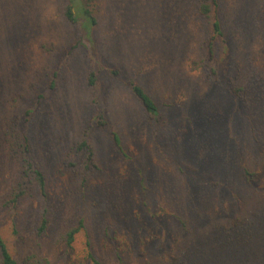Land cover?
<instances>
[{"label": "rangeland", "instance_id": "1", "mask_svg": "<svg viewBox=\"0 0 264 264\" xmlns=\"http://www.w3.org/2000/svg\"><path fill=\"white\" fill-rule=\"evenodd\" d=\"M203 2L94 0L96 24L87 37L79 23L65 21L66 0H0V239L15 264L30 255L48 264H90L89 251L100 264L164 262L223 215L219 194L205 191L207 181L229 183L232 211L264 203V0H218L227 45L223 60L214 61L217 76L202 65L209 31L197 10ZM129 78L157 102L158 128L125 87ZM231 83L239 97L229 92ZM27 109L45 190L29 185L13 205L20 168L9 147L14 122ZM102 109L120 131L127 159L96 126ZM86 130L99 170L85 182L75 147ZM140 177L171 189L158 219L168 223L174 210L189 222L184 230L165 225L162 256L155 247L160 230L139 208ZM191 183L181 207V190ZM81 217L87 234L81 229L67 247L64 234ZM248 264H264V256Z\"/></svg>", "mask_w": 264, "mask_h": 264}, {"label": "trees", "instance_id": "2", "mask_svg": "<svg viewBox=\"0 0 264 264\" xmlns=\"http://www.w3.org/2000/svg\"><path fill=\"white\" fill-rule=\"evenodd\" d=\"M84 5H81L80 0H66L63 16L67 23H79L87 37L96 24V19L92 14L94 0H82ZM206 3H200L198 6L199 15L209 22V31L203 41L202 51L204 57L202 61H208L203 67H207V71L217 76V65L214 61L223 60V50H226V30L220 15L218 0H207ZM81 14L84 21L77 16ZM218 44L221 46L217 50ZM225 44V45H224ZM218 63V62H217ZM205 70V69H204ZM116 75V72H112ZM216 81V79H214ZM55 77L51 79L48 90L54 88ZM89 85H94V78L89 77ZM125 87L128 89L133 98L138 102L143 114L148 121L153 124V129L158 128L162 119L160 108L153 97L134 79L129 78L125 82ZM228 90L233 97H239L240 89L237 86L229 85ZM45 96H39L40 99ZM104 107V105H102ZM33 110L27 109L22 118L14 122L16 126L15 134L11 141L9 152L11 157L19 165V174L15 184V189L11 193V203L17 204L26 194L29 185H36L39 192L44 194L45 190V174L42 167L34 160L32 156V140L30 136V120ZM105 110L102 109L97 117L96 126L103 131L108 141L112 144L115 150L122 155L123 158H128L123 149V138L118 128L112 124L104 115ZM81 139L78 141L75 151L81 154V180L87 181L89 177L94 175L99 170L98 158L95 150L94 141L89 134V130L83 132ZM183 173V170H180ZM193 180L195 175H190ZM196 181V180H195ZM208 188L205 191H215L219 194L218 200L222 203L223 215L213 219L211 222L202 224L197 232L192 233L181 249L173 256L166 258L164 262L148 263V264H248L256 257L264 256V203H257L253 209H248L245 212L232 211L228 207V198L225 195L226 188H229V183L224 182H206ZM139 208L140 211L148 216V219L160 230L161 238L155 243L156 249L159 250V255L162 256L166 251V241L169 236V230L172 231L175 226H179L182 230L185 229L189 222L179 216L180 212L174 211L169 215L168 223L157 218L160 209V203L169 198L170 190L163 187H155L147 184L146 179L139 178ZM191 183L181 192L183 194L181 207H184L185 200L191 191ZM216 185V187L214 186ZM175 188V187H174ZM172 189V199L179 198L177 192L179 189ZM182 188V187H181ZM201 188L197 189V194L201 193ZM229 192V191H226ZM193 197H195L193 195ZM97 206V202H92ZM45 220H42L41 229L45 228ZM165 225L168 227L166 228ZM89 228V223L84 217H81L75 226L69 227L65 234L66 246L70 247L74 236L82 229L86 234ZM107 230V229H106ZM132 238V233L127 232ZM87 258L90 264H100L94 254L89 251ZM0 262L1 264H15L4 242L0 239ZM23 264H48L47 260L41 257L28 256Z\"/></svg>", "mask_w": 264, "mask_h": 264}]
</instances>
